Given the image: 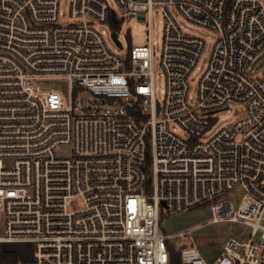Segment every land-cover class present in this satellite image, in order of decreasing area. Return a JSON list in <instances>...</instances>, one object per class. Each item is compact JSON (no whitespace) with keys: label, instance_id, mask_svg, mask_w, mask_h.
<instances>
[{"label":"built area","instance_id":"2783aa9c","mask_svg":"<svg viewBox=\"0 0 264 264\" xmlns=\"http://www.w3.org/2000/svg\"><path fill=\"white\" fill-rule=\"evenodd\" d=\"M113 1L163 15L161 102L150 38L121 54L117 33L110 49L96 28L119 23L107 0H70L75 23L61 22L58 0H0V249L31 244V261L17 264H169L170 248L180 264H264V78L247 72L264 52V3ZM169 9L217 34L193 102L206 42ZM231 104L243 117L203 140ZM203 206L248 239H228L210 261L190 230L159 232L162 211Z\"/></svg>","mask_w":264,"mask_h":264},{"label":"rangeland","instance_id":"374dc122","mask_svg":"<svg viewBox=\"0 0 264 264\" xmlns=\"http://www.w3.org/2000/svg\"><path fill=\"white\" fill-rule=\"evenodd\" d=\"M58 2L61 22L75 23L69 17L70 0H58ZM262 2L264 3V0ZM107 4L110 9L114 10L119 23L112 27L106 24H97L96 28L99 31H105V43L110 49L116 48L115 42L110 36L111 30H114L118 35V40L122 46V50L119 51L121 54H128L135 47L147 46L150 38L154 70V93L155 98L161 102L163 99L161 92L163 89V77L160 68V54L164 26L161 11L154 9L149 18L146 13L129 15L124 9L117 6L113 0H107ZM169 13L174 21L189 35L206 42L205 51L189 78L190 96L193 102L196 97L199 80L206 68L212 46L217 39V34L207 28L189 23L174 9H169ZM247 72L253 78H264V52L254 58L248 66ZM242 117L243 107L231 104L228 110L220 111L213 116L211 127L204 133L202 139L208 140L212 138L221 129L233 125ZM171 128H176V126L172 125ZM176 132L178 135L184 136L179 128L176 129ZM146 140L148 142V138ZM63 153L66 154V151ZM227 197L237 207L242 197V191L240 188H234ZM211 218L212 215L208 206L172 214L162 211L159 221V232L173 237L181 231L190 230L193 244L210 261L217 257L228 239L239 241L248 239L250 230L245 225L224 221L211 223ZM0 235H2L1 224ZM172 244L175 248H179L191 246L192 242L189 239L184 241L174 240ZM2 250L13 252L19 261H31L33 257V246L31 244H5L2 246Z\"/></svg>","mask_w":264,"mask_h":264},{"label":"trees","instance_id":"16d2710c","mask_svg":"<svg viewBox=\"0 0 264 264\" xmlns=\"http://www.w3.org/2000/svg\"><path fill=\"white\" fill-rule=\"evenodd\" d=\"M0 264H17V256L13 252L0 249ZM169 264H180L179 256L172 248L169 250Z\"/></svg>","mask_w":264,"mask_h":264},{"label":"water","instance_id":"95a60500","mask_svg":"<svg viewBox=\"0 0 264 264\" xmlns=\"http://www.w3.org/2000/svg\"><path fill=\"white\" fill-rule=\"evenodd\" d=\"M112 21L114 23H117L113 16H112ZM111 37H112L113 41L120 47V43L117 41L116 34L112 33Z\"/></svg>","mask_w":264,"mask_h":264}]
</instances>
